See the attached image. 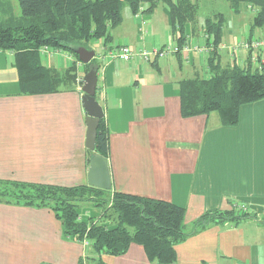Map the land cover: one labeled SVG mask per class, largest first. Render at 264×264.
Segmentation results:
<instances>
[{"label": "crops", "instance_id": "obj_1", "mask_svg": "<svg viewBox=\"0 0 264 264\" xmlns=\"http://www.w3.org/2000/svg\"><path fill=\"white\" fill-rule=\"evenodd\" d=\"M247 5L242 2L239 9ZM232 14L225 19V35L222 27L220 62L225 49V64L235 61L253 69L243 49L229 51L230 27L241 20L240 12ZM208 16L200 12L186 23L185 43L204 44L202 24ZM171 27L163 3L136 13L125 4L110 41L96 44L95 98L108 127L111 189L183 206L186 230L205 211L235 209L250 215L189 235L175 245L172 264H264V98L242 104L235 125H223L216 111L183 116L179 81L207 71L209 52L189 50L148 61L122 60L113 53L122 44L135 52L176 44ZM263 36L264 27H257L242 39ZM65 52L40 54L45 65L58 70L73 64V81L53 92L23 93L13 51L0 49V179L87 184V111L79 89L87 63ZM237 203L245 208L237 209ZM101 211L90 205L79 210V217L98 219ZM99 220L113 224L108 218ZM88 252L89 243L63 234L49 207L0 202V264H78ZM101 257L106 264H161L135 242L122 254Z\"/></svg>", "mask_w": 264, "mask_h": 264}, {"label": "trees", "instance_id": "obj_2", "mask_svg": "<svg viewBox=\"0 0 264 264\" xmlns=\"http://www.w3.org/2000/svg\"><path fill=\"white\" fill-rule=\"evenodd\" d=\"M227 1L234 13L240 11V3H247L251 10L255 9L251 29L264 27V0ZM158 3L167 7L172 33L177 45L182 47L186 40V23L198 12L192 0H17L20 10L17 18L0 15V49L14 53L13 64L21 92L57 91L75 79L74 65L62 70L45 65L40 47L65 50L78 58L74 52L77 47L93 49L89 43L100 39L107 45L111 28L122 20L125 4L136 13L140 10L151 12ZM224 22L220 12L203 21V32L211 37L215 47L222 42ZM91 65H94L93 60L84 64L85 73ZM207 71L208 77L195 76L179 81L183 116L216 111L223 125H235L242 104L264 98V67L251 69L235 61L223 65L215 49L207 55ZM87 152L88 159L94 153L107 158L108 127L104 117L98 120L94 149L87 148ZM0 202L52 209L66 237L88 240L91 252L81 257L78 264L90 260L106 264L102 254H122L132 242L142 245L150 260L172 264L176 260L175 245L189 235L214 223L236 222L250 216L235 209L205 211L186 230L185 208L171 201L88 184L58 186L2 179ZM82 202L101 208L99 218H108L113 224L93 217L87 221L80 219L79 204Z\"/></svg>", "mask_w": 264, "mask_h": 264}, {"label": "water", "instance_id": "obj_3", "mask_svg": "<svg viewBox=\"0 0 264 264\" xmlns=\"http://www.w3.org/2000/svg\"><path fill=\"white\" fill-rule=\"evenodd\" d=\"M74 52L78 55V59L82 63H89L95 55L94 49H88L83 46L77 47ZM97 79V66L91 65L89 70L84 74L81 85V99L87 111L85 145L90 150H93L95 146L98 120L103 117L102 106L95 98ZM87 184L101 189H111L108 161L105 156L98 153L92 154L89 160Z\"/></svg>", "mask_w": 264, "mask_h": 264}, {"label": "built area", "instance_id": "obj_4", "mask_svg": "<svg viewBox=\"0 0 264 264\" xmlns=\"http://www.w3.org/2000/svg\"><path fill=\"white\" fill-rule=\"evenodd\" d=\"M220 48L221 47L219 46L215 47L214 44L212 43L211 37L205 34V42L202 45H199V44L189 45L187 43H184L182 47H179L177 44L176 45L166 44L161 49L154 48L152 50H147L145 48H142L135 52L129 47V45L122 44L116 47L113 50V53L118 55L122 60H130L131 58L135 57L137 59L141 58V59L148 61L152 57H164L169 53H177L178 51L187 52L189 50H197L199 52L208 53L215 49L219 50ZM228 48L231 53H234L235 51L240 50V49L245 50L249 56L250 61L254 62L256 68L261 69L262 67H264V36L245 38V39L238 41L235 44H230ZM39 50L42 53L44 52L60 53V52L65 51L61 49H52L48 46H42L40 47ZM67 52H65V55L68 54ZM68 57L70 58L71 55L68 54ZM79 89H81V87ZM235 207L237 209H244L245 205L243 203H237ZM84 241L88 243L87 239H84Z\"/></svg>", "mask_w": 264, "mask_h": 264}, {"label": "rangeland", "instance_id": "obj_5", "mask_svg": "<svg viewBox=\"0 0 264 264\" xmlns=\"http://www.w3.org/2000/svg\"><path fill=\"white\" fill-rule=\"evenodd\" d=\"M195 3V6L197 7V14L198 13H206L210 15H215V13H222L224 18H228L232 13V10L230 9L229 2L227 0H192ZM249 6L247 5L245 8L240 9V16L241 20L240 22L233 23L231 25V29L233 30L231 32V35L229 36V39L231 41V44L237 43L239 40H241L243 37L248 35V32L251 28L252 23V17L255 12V9L253 8L251 11L247 10ZM20 13L19 6L17 4V0H0V15L5 18H17ZM233 15V14H232ZM236 17V16H235ZM7 19V18H6ZM5 20V19H3ZM224 27H226V22H224ZM226 29H224V35L226 34ZM253 30L257 29V27H253ZM244 32V33H242ZM99 40H95L89 43V45L93 48L94 45L98 44ZM172 45H176L171 43ZM99 46L96 45L94 50H98ZM245 51V50H244ZM242 49L238 50L236 53H242L244 52ZM246 52V51H245ZM221 55L223 56L221 63L225 64L227 60V51L225 49H222ZM41 59L43 60V56H41ZM208 71H205L201 73L200 76L202 77H208ZM91 204H88L86 202H82L79 204V210H81L83 207H89ZM92 206V205H91Z\"/></svg>", "mask_w": 264, "mask_h": 264}]
</instances>
